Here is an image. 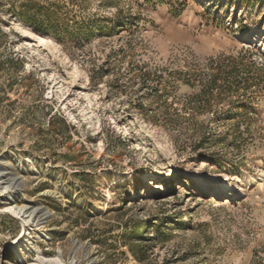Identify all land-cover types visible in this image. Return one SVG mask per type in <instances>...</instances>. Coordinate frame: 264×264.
Masks as SVG:
<instances>
[{
    "label": "rangeland",
    "instance_id": "rangeland-1",
    "mask_svg": "<svg viewBox=\"0 0 264 264\" xmlns=\"http://www.w3.org/2000/svg\"><path fill=\"white\" fill-rule=\"evenodd\" d=\"M58 255L264 264V0H0V264Z\"/></svg>",
    "mask_w": 264,
    "mask_h": 264
},
{
    "label": "bare ground",
    "instance_id": "bare-ground-1",
    "mask_svg": "<svg viewBox=\"0 0 264 264\" xmlns=\"http://www.w3.org/2000/svg\"><path fill=\"white\" fill-rule=\"evenodd\" d=\"M17 30L22 36L26 37V39H27L26 43L29 45H31L32 42L29 41L28 39H34L37 37V38H39V40L45 41V37L39 36L38 34L30 31L27 26L19 25L17 27ZM186 174H187V176L189 175V173H186ZM143 178L146 180L147 183H151L152 173L151 172H145L143 175ZM15 179H16L15 181L17 182V185H20V182H19V180H17V177ZM256 179H258V177L254 176V175H246L244 177L245 182H252ZM240 183L241 182H239V183H228L225 186L224 191L228 192V193L235 192L237 189L240 188ZM154 189L157 192H159V191L163 192L164 190L165 191L169 190L166 186L162 187L161 185L155 186ZM205 191H206V193H209V194L213 193V189L210 186H205ZM30 208H27V206H23V207L11 206L9 208L10 211L19 215L21 220L24 222L23 233L20 235L19 239L14 244H12V246L15 247L18 254L24 253L25 250L27 249L28 245H29V242L31 241L30 240V234L32 233V231L30 229L31 228V226H30L31 222L32 223L36 222L37 220H39V218L42 215L45 214V211L43 210V208H40V207H35V208L33 207L32 209H30ZM52 260L56 264H66L60 255L54 257Z\"/></svg>",
    "mask_w": 264,
    "mask_h": 264
},
{
    "label": "trees",
    "instance_id": "trees-1",
    "mask_svg": "<svg viewBox=\"0 0 264 264\" xmlns=\"http://www.w3.org/2000/svg\"><path fill=\"white\" fill-rule=\"evenodd\" d=\"M26 8H28V6ZM26 11H27L26 9H23L22 11L15 12V14H18L21 18L27 20V23H30L33 27L36 28L37 25H35V23H37L38 21L36 19H31L30 15H28V12H26ZM45 28H47V29H45ZM49 30H52V28L51 27H45L44 25H42L41 31L45 32V31H49Z\"/></svg>",
    "mask_w": 264,
    "mask_h": 264
}]
</instances>
